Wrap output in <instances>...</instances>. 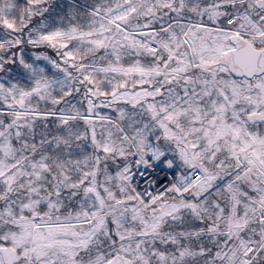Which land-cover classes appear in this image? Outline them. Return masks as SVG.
Returning a JSON list of instances; mask_svg holds the SVG:
<instances>
[{"label": "snow or ice", "instance_id": "snow-or-ice-1", "mask_svg": "<svg viewBox=\"0 0 264 264\" xmlns=\"http://www.w3.org/2000/svg\"><path fill=\"white\" fill-rule=\"evenodd\" d=\"M0 264H264V0H0Z\"/></svg>", "mask_w": 264, "mask_h": 264}]
</instances>
